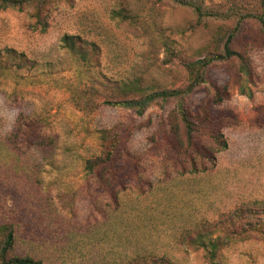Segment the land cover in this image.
<instances>
[{
	"label": "rangeland",
	"instance_id": "374dc122",
	"mask_svg": "<svg viewBox=\"0 0 264 264\" xmlns=\"http://www.w3.org/2000/svg\"><path fill=\"white\" fill-rule=\"evenodd\" d=\"M200 1L213 10L229 2ZM43 10L45 32L32 29L30 9L0 10V57L6 62L0 71V225H13L16 253L40 264H119L136 256L210 264L207 245L196 238L217 224L222 230L210 237L232 234L218 252L220 264H264L259 27L246 23L234 44L240 50L247 44L250 77L236 74V61L212 66L205 84L185 100L191 119L206 116V126L227 146L216 153L199 130L195 146L213 151V160L197 162L192 172L187 162L175 163L164 153L171 128L180 143L185 139L175 102L152 105L138 116L105 106L81 111L71 94L93 81L140 79L149 90L181 88L186 74L178 60L164 63V42L180 58L194 60L233 23L208 20L187 31L192 13L160 0H52ZM65 36L95 45L88 65L64 46ZM115 125L134 126L127 149L137 158L130 166L135 178L113 190L117 209L83 171L84 160L100 154V132Z\"/></svg>",
	"mask_w": 264,
	"mask_h": 264
},
{
	"label": "trees",
	"instance_id": "16d2710c",
	"mask_svg": "<svg viewBox=\"0 0 264 264\" xmlns=\"http://www.w3.org/2000/svg\"><path fill=\"white\" fill-rule=\"evenodd\" d=\"M52 0H0V10L32 11L34 31L45 32L47 28L46 19H43V9ZM168 1L176 6L188 9L194 20L187 26V31H193L201 26L205 21L232 22L230 29L222 30L223 34L219 35L212 41L210 49L205 52L198 51L199 57L191 59L180 58L177 53L171 49L170 45L164 42L163 49L165 53V64H172L174 60L179 61L186 74L187 82L185 86L171 90H149L144 88L140 79H134L124 82H108L103 84L93 81L90 85L81 89H76L72 94V102L81 111H94L101 106L123 108L141 116L145 111L155 104L164 105L168 102H175V114L183 125L185 139L180 143L176 128H171V139L167 142L165 156L167 159L179 163L187 162L192 172H197V162L210 163L213 158V151L203 150L195 146V134L201 130L204 135L208 136L217 146L216 153L226 149V143L222 140L221 135L212 132L206 126L207 117L193 121L185 109V100L197 88L205 84V75L207 70L215 65H221L236 61L238 65L234 67L236 74L240 77H250L249 60L246 56L247 44L243 50L237 49L234 44L238 41L242 27L252 22L260 29L264 37V0H227L226 6L218 10L207 9L203 7L200 0H160ZM126 18V16H123ZM264 43V38L262 39ZM64 46L81 62L83 65L89 64V53L95 54L94 44L82 41L79 36H65L63 39ZM7 56H15L13 50L5 51ZM2 54V52H0ZM20 57V56H19ZM4 65V66H3ZM6 68V62L0 57V71ZM1 74V72H0ZM241 94H247L244 86L240 87ZM216 102H221V98H216ZM132 125H115L111 129L100 132L99 145L100 154L95 157L85 159L83 162V171L85 176L101 190L102 194L108 196L111 206L117 209L119 197L117 191L123 190V181L134 179L136 174L130 170V166H135L137 158L132 156L127 144L133 133ZM38 145H41L39 143ZM123 174L127 175H121ZM243 213H252L251 211L236 212L230 220L238 219ZM222 224V223H221ZM220 225V224H219ZM212 230H202L203 235L197 236L199 243L207 245L206 257L210 264H220L217 260L220 248L225 247L231 241V233L225 232L223 236L212 238L210 234L217 229L218 225L214 224ZM212 236V235H211ZM16 234L12 224L0 225V264H40L29 255H18L15 248ZM204 241L208 243L205 244ZM119 264H172L166 261L164 257L146 258L136 256Z\"/></svg>",
	"mask_w": 264,
	"mask_h": 264
}]
</instances>
